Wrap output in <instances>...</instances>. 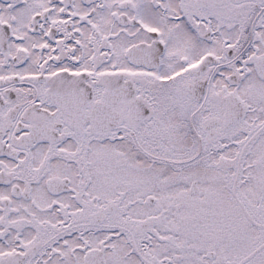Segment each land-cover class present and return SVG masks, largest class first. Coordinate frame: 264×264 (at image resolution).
Segmentation results:
<instances>
[{"label": "snow or ice", "instance_id": "1", "mask_svg": "<svg viewBox=\"0 0 264 264\" xmlns=\"http://www.w3.org/2000/svg\"><path fill=\"white\" fill-rule=\"evenodd\" d=\"M0 264H264V0H0Z\"/></svg>", "mask_w": 264, "mask_h": 264}]
</instances>
